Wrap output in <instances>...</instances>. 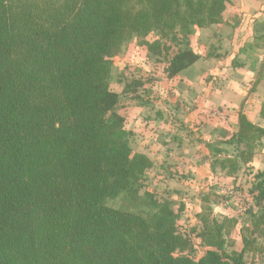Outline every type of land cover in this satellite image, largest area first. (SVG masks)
<instances>
[{"label": "trees", "instance_id": "16d2710c", "mask_svg": "<svg viewBox=\"0 0 264 264\" xmlns=\"http://www.w3.org/2000/svg\"><path fill=\"white\" fill-rule=\"evenodd\" d=\"M228 2L0 0V264H248L245 251L225 250L227 225L209 214L193 230L203 249L193 256L172 202L141 195L153 163L133 151L111 89L113 60L134 36L170 79L194 65L186 38L222 21ZM253 31L264 40V20ZM263 140L264 127L241 114L226 142L236 155L215 150L210 169L233 177ZM257 177L253 234L264 225V171ZM123 195L149 211L108 205Z\"/></svg>", "mask_w": 264, "mask_h": 264}, {"label": "rangeland", "instance_id": "374dc122", "mask_svg": "<svg viewBox=\"0 0 264 264\" xmlns=\"http://www.w3.org/2000/svg\"><path fill=\"white\" fill-rule=\"evenodd\" d=\"M222 15V21L218 24L204 29L196 28L194 33L186 38L187 44L194 52H201L203 58L210 59L212 56L218 55L226 59L236 55L230 66L232 70L229 68L228 72H221L220 76L218 75L220 70L215 69L218 62H214V66L209 68V70L214 69V73H208L207 86H210L211 82L214 85L222 82L223 86L220 90H223L224 82L228 80V77L232 78L233 75H236L241 77V80L244 79L242 86L245 87L246 92L255 93L262 99L263 105L264 40L253 42L252 39L255 22L264 20V0H229ZM154 38L157 37L152 34L147 37V40L153 41ZM144 41L145 38L134 36L113 60L111 89L121 96L119 113L125 118L128 129H136L132 136L133 151L139 152L137 149L142 142L152 141L151 130L148 132L147 129L148 126L150 128L154 125L151 121L153 116H156V121L157 112H161L160 119L164 121L165 125L162 128L164 132L162 136L169 140H173L175 136L182 140L184 137L187 139L190 137V143H187L190 148L186 147V149L194 153L196 144L201 139L200 133L194 131L195 126L192 127L189 120L185 123L184 115H167V111L172 112L170 98L172 94L174 95L176 87L170 83L165 85L159 81L160 77H168L164 60L160 59L162 56L158 53L148 52L141 45ZM168 43L174 46L171 41ZM249 44L258 47L252 50L248 47ZM183 47L186 46L182 45ZM247 47L248 49L243 52V49ZM254 98L257 100L255 96ZM205 99V102H208L211 98L208 96ZM197 102L193 105L195 110L198 108ZM257 103L259 104V101H256ZM210 107L216 106L209 103L202 108L206 110ZM222 109L214 108L210 111L212 115H209L215 119L213 113ZM195 110H192L191 114ZM171 116H174V119ZM203 116L207 127H210L208 125L209 116L207 114ZM174 121L177 122V129L181 125L187 127L183 130L184 134L171 130L174 126L171 122ZM261 124L264 127L262 119L258 126ZM154 126L158 127L159 123ZM190 126L192 129L189 128ZM228 140L225 138L222 142H209L206 152L207 165L204 163L203 157L196 161L191 153L190 165L197 167L196 172L188 171L187 173L177 169L175 172L173 169L170 174L165 171L168 166L170 168L179 166L169 165L168 162L152 166L147 171L142 183L141 195L149 193L158 200L172 202V208L178 214L177 226L183 234L192 237L194 250L191 249L190 253L193 256L199 257L203 252L200 247V237L196 236L193 230L198 231L200 228V215L209 214L211 219L227 225L222 237L224 248L228 253L245 251V259L248 264H264V225H260L256 233L253 234L254 223L261 214L263 203L259 196L256 198L251 193V189L258 182L257 175L264 171V140L255 144L253 148L255 155L251 165L249 164L250 167L248 164L241 166L233 177L228 176L225 171L218 170L213 173V170L210 169V161L214 159L215 150H218L217 154L222 156L236 155L235 149L226 144ZM162 166L163 172L160 171ZM108 205L145 214L149 211L145 203L131 202L125 195L109 201ZM251 243L253 246L252 249H249Z\"/></svg>", "mask_w": 264, "mask_h": 264}, {"label": "crops", "instance_id": "0c3cea01", "mask_svg": "<svg viewBox=\"0 0 264 264\" xmlns=\"http://www.w3.org/2000/svg\"><path fill=\"white\" fill-rule=\"evenodd\" d=\"M238 32V30H236ZM197 55L200 56V59L191 67L183 71L180 75L175 78H163L160 77L159 81H162L163 84L170 83L173 87H176L174 90V95H171L170 102H171V109L172 112L167 111V115H181L186 118L185 123L189 120L191 122V126H195L196 132L200 133L201 139H199V143L196 144L195 152L187 151L186 147L190 148L187 143H190L191 138L188 139L184 137L182 140L175 136L173 140H169L163 137V126L164 121L160 119L161 112H157L158 118L153 116L152 123L159 126L156 127L154 125L148 126V132L151 130V140L150 142H142L139 145V152L146 154L153 163V166L157 164H168L178 165L179 167L170 168L169 166L165 171L168 173H172L173 169L176 172L178 171H188L196 172L197 167L194 165H190L192 161L191 153L193 154V159L196 161L198 158L203 157L204 163L208 162V156L206 154L207 148L209 146V142H222L225 138L230 139L234 134H236L239 130V117L241 114H244L247 119L255 125H259L261 121L260 112L262 108V99L254 94H249L246 92L245 87L242 85L244 84V80L241 77L233 75V77H228V80L224 82L223 90L220 88L223 86L222 82L220 84L214 85L212 82L210 86H207V76L208 73H214V69H210L214 66V62L217 61L218 64L215 66L216 70L218 71V75H221V72H228L229 68L232 64V61L236 55L230 56L226 59L220 56H212L210 59L203 58L202 53L195 52ZM232 70V68H230ZM195 73V75H192ZM248 85V83H247ZM245 90V91H244ZM210 96V101L205 102V98ZM254 96L257 98L255 100ZM199 99V102L197 100ZM256 101H259V104H256ZM197 104V109L193 108L195 103ZM161 103V102H159ZM209 103L214 104L216 107H210L204 110L206 104ZM223 108L227 110L229 114V119L227 122H223L220 119L211 117L210 111L214 108ZM195 110L194 112L191 111ZM151 113V112H150ZM163 113V112H162ZM203 113V114H202ZM201 114V115H200ZM208 115V125L207 122L205 123L204 116ZM174 116H171L173 118ZM174 119V118H173ZM201 119V120H200ZM126 122V120H125ZM174 126L171 128L172 131L180 132L184 134V129L187 127H181L177 129V122H171ZM162 127H161V126ZM191 126L189 128H191ZM262 127V124L260 125ZM127 130L131 131L132 133L136 131L134 128L127 127ZM183 128V129H182ZM153 129V130H152ZM182 129V130H181ZM192 129V128H191ZM178 135V134H177ZM196 135H199L196 133ZM164 140V142H163ZM204 141H208L207 143ZM190 150V149H189ZM205 155V156H204ZM211 162V161H210ZM207 165V164H206ZM160 171L163 172V166L160 167ZM169 174V175H170Z\"/></svg>", "mask_w": 264, "mask_h": 264}, {"label": "built area", "instance_id": "2783aa9c", "mask_svg": "<svg viewBox=\"0 0 264 264\" xmlns=\"http://www.w3.org/2000/svg\"><path fill=\"white\" fill-rule=\"evenodd\" d=\"M210 114L212 115V112H210ZM213 116L220 119L223 122H227L229 119V114H228L227 110H225V109L214 112Z\"/></svg>", "mask_w": 264, "mask_h": 264}]
</instances>
